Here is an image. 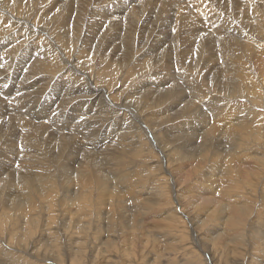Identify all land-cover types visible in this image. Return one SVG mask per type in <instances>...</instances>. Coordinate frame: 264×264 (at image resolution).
Listing matches in <instances>:
<instances>
[{"label": "rangeland", "instance_id": "obj_1", "mask_svg": "<svg viewBox=\"0 0 264 264\" xmlns=\"http://www.w3.org/2000/svg\"><path fill=\"white\" fill-rule=\"evenodd\" d=\"M0 264H264V0H0Z\"/></svg>", "mask_w": 264, "mask_h": 264}, {"label": "bare ground", "instance_id": "obj_2", "mask_svg": "<svg viewBox=\"0 0 264 264\" xmlns=\"http://www.w3.org/2000/svg\"><path fill=\"white\" fill-rule=\"evenodd\" d=\"M157 1H158V0H157ZM220 1H221V0H220ZM71 2H72V1H71ZM147 2H148V1H147ZM150 2H151V0H150ZM164 2H165V1H164ZM166 2H167V0H166ZM216 2H217V1H216ZM148 3H149V2H148ZM152 3H153V2H152ZM160 3L162 4L161 1L159 2V5H160ZM228 3H229V2H228ZM126 4H128V3H126ZM225 4H226V3H225ZM149 5H150V4H149ZM153 5H157V4H153ZM153 5H151V6H153ZM160 6H161V5H160ZM160 6H159V7H160ZM221 6H222V5H221ZM230 6H231V5H230ZM124 7H125V6H124ZM133 7H134V6H133ZM154 7H155V6H154ZM129 8H130V7H129ZM137 8H138V7H137ZM155 8L157 9V7H155ZM160 8H161V7H160ZM230 9H231V8H230ZM121 10H122V9H121ZM133 10H134V9H133ZM159 10H160V9H159ZM167 10H168V8H167ZM201 10H202V9H201ZM120 12H121V11H120ZM137 16H138V15H137ZM137 16H136V17H137ZM139 16H141V15H139ZM139 16H138V17H139ZM150 16H151V15H150ZM129 17H130V16H129ZM133 17H135V16L133 15ZM138 17H137V18H138ZM193 17H194V16H193ZM146 18H147V17H146ZM191 18H192V17H191ZM130 19H131V18H130ZM134 19H135V18H134ZM194 19H195V18H194ZM102 21H103V20H102ZM110 21H111V20H110ZM132 21H134V20H130V23H131ZM185 21H186V20H185ZM115 22H116V21H115ZM187 22H188V21H186V23H187ZM128 23H129V22H128ZM128 23H127V25H128ZM188 23H189V22H188ZM114 24H115V23H114ZM132 24H133V23H131V24H129V25L131 26ZM134 24H136V22H134ZM125 25H126V24H125ZM190 25H191V24H190ZM190 25H189V26H190ZM221 25H222V24H221ZM114 26H115V25H114ZM189 26H188V27H189ZM77 27H78V26H77ZM192 27H193V26H192ZM104 28H105V27H104ZM112 28H113V27H112ZM11 29H12V28H11ZM179 29H180V28H179ZM188 30H189V29H188ZM192 30H193V29H192ZM192 30H191V31H192ZM228 30H229V29H228ZM103 31H104V30H103ZM106 31H107V30H106ZM9 32H10V31H9ZM142 32H143V31H142ZM27 33H28V32H27ZM12 34H13V33H12ZM208 35H209V34H208ZM57 36H58V35H57ZM126 36H128V35H126ZM59 37H60V36H59ZM10 38H11V37H10ZM25 38H26V37H25ZM127 49H128V48H127ZM45 50H46V49H45ZM128 50H129V49H128ZM163 54H164V53H163ZM47 55H48V54H47ZM3 59H4V58H3ZM9 59H10V58H9ZM40 59H41V58H40ZM38 60H39V59H38ZM39 61H40V60H39ZM53 61H54V60H53ZM4 63H5V62H4ZM9 63H10V60H9ZM47 63H48V62H47ZM40 64H41V63H40ZM172 64H173V63H172ZM7 65H8V64H7ZM10 65H12V64H10ZM40 68H41V67H40ZM32 69H33V67H32ZM32 72H33V71H32ZM35 74H36V73H35ZM32 76H33V75H32ZM24 79H25V78H24ZM25 81H27V79H26ZM20 86H21V85H20ZM35 88H36V87H35ZM93 89H95V92H93L94 90H92L93 95H88L87 98H88V99H92V101L94 102V99H95L98 95H100V91L97 90L96 87L93 88ZM2 90H3V89H2ZM37 90H38V89H37ZM40 92H41V91H40ZM2 95H3V94H2ZM29 96H30V93H29ZM21 97H24V96L21 95ZM75 97H76V96H75ZM98 97H99V96H98ZM12 98H13V97H12ZM19 98H20V97H19ZM25 99H26V98H25ZM28 99H29V98H28ZM68 99H69V98H68ZM15 100H16V99H15ZM19 100H21V99H19ZM62 100H63V99H62ZM69 100H70V99H69ZM72 100H73V99H72ZM21 101H22V100H21ZM23 101H24V100H23ZM26 101H28V100H26ZM45 101H46V100H45ZM73 101H74V100H73ZM73 101H72V103H73ZM89 101H91V100H89ZM13 102H14V101H13ZM49 102H50V101H49ZM61 102L63 103V101L60 100V103H61ZM78 102H79V101H78ZM19 103H20V102H19ZM21 103H22V102H21ZM21 103H20V104H21ZM26 103H27V102H26ZM62 103H61V104H62ZM69 103H70V102H69ZM13 104H14V103H13ZM15 104H16V103H15ZM20 104H19V105H20ZM23 104H25V103H23ZM47 104H48V103H47ZM52 104H53V103H52ZM58 104H59V103H58ZM58 104H57V106H59ZM64 104H65V103H64ZM77 104H78V103H77ZM16 105H17V104H16ZM30 105H31V104H30ZM35 105H36V104H35ZM65 105H66V104H65ZM75 105H76V103H75ZM78 105H79V104H78ZM86 105H87V104H86ZM21 106H22V105H21ZM49 106H50V103H49ZM62 106H63V105H62ZM62 106H61L60 108H62ZM4 107H5V106H4ZM27 107H28V106H27ZM63 107H64V106H63ZM15 108H17V107H15ZM19 108H20V106H19ZM22 108H23V107H22ZM31 108H32V107H31ZM54 108H55V107H54ZM56 108H57V107H56ZM64 108H65V107H64ZM144 108H146V107H144ZM2 109H3V108H2ZM17 109H18V108H17ZM46 109H50V108H48V106L46 107V105L39 104V105L34 106L33 109H32V111H31L30 113H31V115L34 116V117H36V116L39 117V116H41V115H42V116L45 115V113H46L45 110H46ZM57 109H58V108H57ZM77 109H78V108H77ZM80 109H81V108H80ZM82 109H83V108H82ZM18 110H19V109H18ZM25 110H26V109H25ZM61 110H62V109H61ZM21 111H22V110H21ZM54 111H55V109H54ZM58 111L60 112V109H59ZM62 111H63V110H62ZM189 111H190V109H189ZM22 112H23V111H22ZM37 112H38V113L40 112V113L38 114ZM63 112H64V111H63ZM187 112H188V111H187ZM191 112H192V111H191ZM7 113H8V112H7ZM60 113H61V112H60ZM60 113H59V114H60ZM82 113H84V112H82ZM193 113H194V112H193ZM15 114H16V113H15ZM22 114H23V113H22ZM37 114H38V115H37ZM54 114H56V113H54ZM59 114H58V115H59ZM74 114H75V113H74ZM48 115H51V113H50V114L48 113ZM61 115H62V114H61ZM61 115H60V116H61ZM78 115H79V114H78ZM78 115H77V116H78ZM105 115H106V113H105ZM189 115H190V114H189ZM235 115H236V114H235ZM18 116H19V115H18ZM32 116H31V117H32ZM85 116H86V115H85ZM109 116H110V114H109ZM117 117H118V116H117ZM22 118H23V117H22ZM40 118H41V117H40ZM55 118H56V117H55ZM86 118H87V117H86ZM86 118H85V119H86ZM93 118H95V117H93ZM193 118H194V117H193ZM35 119H36V118H35ZM79 119H80V118H79ZM38 120H40V119H38ZM59 120H62V119H59ZM83 120H84V119H83ZM109 120H110V117H109V118H106V121H109ZM111 120H113V119H111ZM1 121H2V120H1ZM57 121H58V120H57ZM89 121H90V120H89ZM3 122H4V121H3ZM58 122H59V121H58ZM81 123H82V122H81ZM83 123H84V122H83ZM58 125H59V124H58ZM98 125H99V124H98ZM59 126H62V125H59ZM79 126H80V125H79ZM41 127H42V126H41ZM43 127H44V125H43ZM55 127H56V126H55ZM91 127H92V126H91ZM102 127H103V126H102ZM47 128H48V127H47ZM61 128H62V127H61ZM73 128H74V127H73ZM56 129H57V128H56ZM59 129H60V128H59ZM59 129H58V130H59ZM62 129H63V128H62ZM68 129H69V128H68ZM80 129H81V128H80ZM84 129H85V128H84ZM84 129H83V131H84ZM110 129H111V128H110ZM85 130H86V129H85ZM87 130H88V129H87ZM239 131H240V129H239ZM36 132H37V131H36ZM36 132H35V133H36ZM63 132H64V131H63ZM63 132H62V133H63ZM119 132H120V131H119ZM56 133H57V132H56ZM78 133H79V132H78ZM85 133H86V132H85ZM211 134H213V133H211ZM218 134H219V133H218ZM27 135L29 136V134H27ZM104 135H105V134H104ZM213 135H214V134H213ZM127 136H128V137H126V136H123V137L129 138V134H127ZM131 136H132V135H131ZM86 137H87V136H86ZM209 137H210V136H209ZM126 138H124V139H126ZM131 138H132V137H131ZM204 138H205V137H204ZM211 138H212V137H211ZM23 139H24V138H23ZM129 139H130V138H129ZM129 139H128V140L126 139V140L129 142V141H130ZM134 139H135V138H134ZM28 140L30 141V139H28ZM77 140H78V139H77ZM119 140H120V139H119ZM209 140H210V139H209ZM20 141H21V140H20ZM56 141H57V140H56ZM85 141H86V140H85ZM95 141H96V140H95ZM127 141H124V142H127ZM131 141H132V140H131ZM80 142H81V141H80ZM122 142H123V141H121V143H122ZM26 143H27V142H26ZM58 143H59V142H58ZM61 143H62V142H61ZM63 143H64V142H63ZM63 143H62V145H63ZM65 143H66V142H65ZM65 143H64V144H65ZM88 143H90V142H88ZM92 143H93V142H92ZM205 143H207V142H205ZM210 143H211V142H210ZM21 144H22V143H21ZM28 144H29V143H28ZM24 145H25V144H24ZM55 145H56V143H55ZM96 145H97V144H96ZM64 146H65V145H64ZM101 146H102V145H101ZM21 147H22V146H21ZM23 147H26V146H23ZM31 147H32V146H31ZM25 154H26V153H25ZM30 154H31V153H30ZM30 154H29V155H30ZM31 156H32V154H31ZM23 157H24V156H23ZM33 157H34V156H33ZM31 159H32V158H31ZM40 163H41V162H40ZM66 179H67V178H66ZM79 180H80V178H79ZM57 181H58V180H57ZM50 184H51V183H50ZM2 195H3V194H2ZM48 224H49V223H48Z\"/></svg>", "mask_w": 264, "mask_h": 264}]
</instances>
